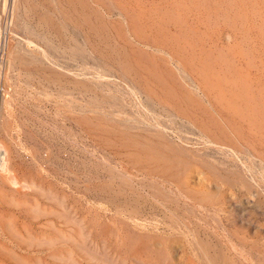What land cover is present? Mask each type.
<instances>
[{"label":"rangeland","instance_id":"374dc122","mask_svg":"<svg viewBox=\"0 0 264 264\" xmlns=\"http://www.w3.org/2000/svg\"><path fill=\"white\" fill-rule=\"evenodd\" d=\"M2 159L0 264H264V0H0Z\"/></svg>","mask_w":264,"mask_h":264},{"label":"bare ground","instance_id":"6f19581e","mask_svg":"<svg viewBox=\"0 0 264 264\" xmlns=\"http://www.w3.org/2000/svg\"><path fill=\"white\" fill-rule=\"evenodd\" d=\"M6 160L4 159H2V161H1V167L3 168V169H5V167H6ZM10 182H12L13 184H16L17 183V180H16V178L15 177H10Z\"/></svg>","mask_w":264,"mask_h":264}]
</instances>
